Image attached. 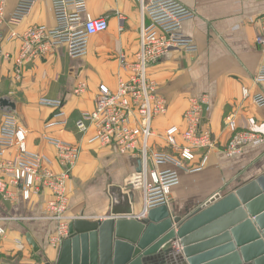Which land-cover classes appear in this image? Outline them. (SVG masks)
Masks as SVG:
<instances>
[{
	"label": "crops",
	"instance_id": "0c3cea01",
	"mask_svg": "<svg viewBox=\"0 0 264 264\" xmlns=\"http://www.w3.org/2000/svg\"><path fill=\"white\" fill-rule=\"evenodd\" d=\"M18 1L7 0V18ZM177 1L195 12L181 30L183 37L193 42L195 50L187 52L173 47L159 61L148 65V76L167 101L166 112L152 120L148 146L150 150L176 156V149L165 142V129L176 125L181 131L184 128L182 115L189 98L207 96L202 127L211 132L213 146L197 151L194 160L187 163L188 167L197 166L206 155L201 169L179 171V183L172 188L171 203L167 206L170 213L184 218L212 198H222L264 173V144L246 147L232 157L224 151L230 137L224 124L227 116L234 118L240 130L264 133V107L254 106L242 93L243 88L250 94L258 90L252 78L262 61L256 38L260 33L258 17L264 13V0ZM86 7L91 18L104 16L108 21L107 30L90 39L87 53L72 59L65 46H56L48 55L28 62L19 78L14 73L13 59L20 46L21 33L34 25H54L51 0H33L30 12L18 25L5 24L1 28L5 33L14 30L16 36L1 43L2 50L11 58L0 56V97L13 102L12 114L26 130V149L43 156L46 159L43 166L53 172H59L61 167L50 139L79 144V159L66 181L68 214L93 222L127 218L111 215L114 200L109 188L126 186L136 171L138 160L120 154L112 145L91 142L93 128L80 135L75 122L94 109L99 85L114 90L118 80L125 77L123 62H132L138 50L142 18L140 0H86ZM120 25L122 30H119ZM78 82H84L86 90L76 95L72 89ZM41 99L61 101L64 125L46 127L51 122L63 121L52 119L57 110L40 104ZM4 115L5 111H0V128ZM177 142L178 145L184 143L180 134ZM17 154L16 147L4 150L7 158ZM170 166L165 164L160 168ZM132 192V213L128 218L141 219L142 188L134 187ZM49 198L48 191L14 202L0 197V227L4 231L0 236V264L57 263L61 245L48 243L55 223L43 217ZM26 235L37 245L36 252L28 244ZM174 249L181 251L180 247Z\"/></svg>",
	"mask_w": 264,
	"mask_h": 264
},
{
	"label": "built area",
	"instance_id": "2783aa9c",
	"mask_svg": "<svg viewBox=\"0 0 264 264\" xmlns=\"http://www.w3.org/2000/svg\"><path fill=\"white\" fill-rule=\"evenodd\" d=\"M6 4L7 0H0V56L9 59L11 55L2 50L1 43L15 38L16 32L10 30L5 33L1 28L5 24L18 25L30 12L33 0H19L9 18L6 17ZM51 4L54 16L52 27L34 25L21 33L20 46L13 59L17 78L28 62L48 55L59 45L65 46L69 58L83 57L87 53L90 39L108 28L107 17H90L86 0H51ZM140 7L142 22L138 50L132 62H123L125 77L118 80L114 90L99 85L94 109L77 119L75 129L84 135L93 128L91 142L112 145L120 154L140 161V171H135L129 182L133 187L142 188V214H145L149 209L170 205L172 188L179 183V171L194 172L201 169L207 160L206 155H203L197 166L188 167L187 163L194 160L197 151L210 149L213 137L209 130L202 127L207 96H193L189 98L182 115L184 128L180 131L178 126L171 125L164 131L166 144L175 148L177 155L149 149L152 120L166 112L167 101L158 92L156 82L148 76V65L159 61L173 47L194 52L193 42L183 37L181 30L183 23L192 19L195 12L177 0H140ZM258 22L260 33L256 42L262 61L252 78L258 90L250 94L247 88H243L242 93L254 106L264 107V13L258 17ZM119 30H122V25ZM123 58L121 56L122 61ZM85 90L84 82H78L72 89L76 95ZM40 104L56 109L52 119L63 121L51 122L46 127L66 123L63 120L65 113L60 110L61 101L41 99ZM224 124L230 131L224 148L227 156L238 155L246 147L264 144V133L238 129L232 116L225 117ZM179 134L184 141L182 145L177 142ZM25 136L26 130L16 122L12 111H5L0 128V197L14 202L17 199L28 200L32 194L48 191L50 198L45 202L43 217L54 221L55 230L48 243L58 246L69 236L70 223L77 219L68 214L66 181L77 164L80 146L50 139L56 149V161L61 167L59 172H53L43 166L46 161L43 156L26 149ZM11 147H16L18 154L14 158H7L4 150ZM165 164L171 166L160 168ZM3 235L4 231L0 227V236Z\"/></svg>",
	"mask_w": 264,
	"mask_h": 264
},
{
	"label": "water",
	"instance_id": "95a60500",
	"mask_svg": "<svg viewBox=\"0 0 264 264\" xmlns=\"http://www.w3.org/2000/svg\"><path fill=\"white\" fill-rule=\"evenodd\" d=\"M13 109L0 97V111ZM133 188L130 182L109 188L111 215L127 218L72 221L56 264H264V173L184 218L167 206L128 218ZM26 240L36 252L33 239Z\"/></svg>",
	"mask_w": 264,
	"mask_h": 264
},
{
	"label": "bare ground",
	"instance_id": "6f19581e",
	"mask_svg": "<svg viewBox=\"0 0 264 264\" xmlns=\"http://www.w3.org/2000/svg\"><path fill=\"white\" fill-rule=\"evenodd\" d=\"M133 185V184H132ZM261 238L263 239V236L261 235Z\"/></svg>",
	"mask_w": 264,
	"mask_h": 264
}]
</instances>
